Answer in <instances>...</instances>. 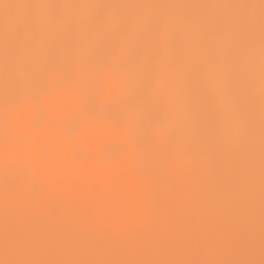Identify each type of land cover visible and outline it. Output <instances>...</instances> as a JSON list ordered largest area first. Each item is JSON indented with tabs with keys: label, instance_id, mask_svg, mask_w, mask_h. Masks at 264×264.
Here are the masks:
<instances>
[{
	"label": "snow or ice",
	"instance_id": "6c2138e0",
	"mask_svg": "<svg viewBox=\"0 0 264 264\" xmlns=\"http://www.w3.org/2000/svg\"><path fill=\"white\" fill-rule=\"evenodd\" d=\"M0 264H264V0H0Z\"/></svg>",
	"mask_w": 264,
	"mask_h": 264
}]
</instances>
